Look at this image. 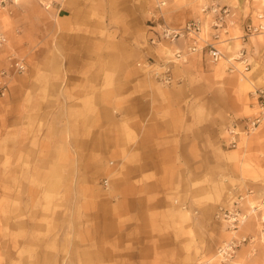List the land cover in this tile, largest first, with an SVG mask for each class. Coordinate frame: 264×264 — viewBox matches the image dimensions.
I'll use <instances>...</instances> for the list:
<instances>
[{"label":"rangeland","instance_id":"obj_1","mask_svg":"<svg viewBox=\"0 0 264 264\" xmlns=\"http://www.w3.org/2000/svg\"><path fill=\"white\" fill-rule=\"evenodd\" d=\"M42 1L0 9V73L8 74L0 95V264H217L219 248L243 235L250 239L227 264H264L257 229L233 231L217 217L239 195L241 211L248 198L264 202V123L238 146L225 144L232 122L259 111L264 31L243 26L264 22V0H78L64 16ZM212 4L234 14L220 23L231 28L226 60H169L151 41L163 22L202 24ZM233 55L238 70L226 62ZM144 75L147 103L134 100ZM143 104L170 137L184 134L186 149L168 165L140 166ZM54 120L62 130L56 161L15 150L22 125L26 135L33 127L46 138L47 160Z\"/></svg>","mask_w":264,"mask_h":264},{"label":"crops","instance_id":"obj_2","mask_svg":"<svg viewBox=\"0 0 264 264\" xmlns=\"http://www.w3.org/2000/svg\"><path fill=\"white\" fill-rule=\"evenodd\" d=\"M20 1H27V0H18L17 3H19ZM44 1L46 0H43L41 3H43ZM77 1L78 0H60V5L53 3L51 5V8L53 12L56 13L55 16H61V15L64 16V15H67L70 11H72V9H74ZM154 36H156V34H154ZM153 38L155 37H152V39ZM163 42L165 41H161V43L158 46L159 48L160 46L164 47L165 49L164 53L168 57V52L171 50L170 49L171 47L162 46L164 45ZM195 55L203 57L205 56V53L204 54L198 53ZM226 56H227V53H226ZM218 71L221 72L222 70L220 69ZM141 81L144 84L141 83L140 88H143V89L139 90V95L134 96V100L139 101L141 103L142 102L147 103L150 100L148 99V97L152 96V89H148V86H147V84L151 83V80L149 76H146L143 79H141ZM173 91L174 90L171 91L172 94L170 96L173 95ZM143 105L144 106L141 107L143 110L140 111L136 119V125L139 126V129L141 131L139 134L140 135L139 146H138V143H136L135 145V149H138L141 151L140 152V158H141L140 166L143 168L150 167L152 169L154 165H157L158 167L168 165L171 163V161H173L175 152L177 155L181 156L180 151L181 150L183 151L186 149L184 134L182 133L179 137H170L169 136L170 132H167V129H169V127L166 125H163L165 124L166 121L165 120L159 121V120L154 119V117L152 116V112H149L150 109H148V106L146 104H143ZM11 113H12V119H13L14 106H13ZM58 115H59L58 111L55 110L53 112V117L56 118L58 117ZM9 116L10 115L8 114V117ZM177 118H179V116ZM8 123H9V118H8ZM56 128H57V120H54V129L52 131H49L51 132L49 133V138H50L49 142L51 143L52 146L48 148V159L47 160H46V156L45 158L43 157L44 153H42V149H41V144H45V142H47L45 140L46 138L41 137V135L38 133L33 134V130H34L33 127L30 129L31 132L28 133V135H26L25 127L22 125L21 138L19 139L20 145L18 144L15 150L19 151L21 147V151L24 155H26V153L30 154L32 157V160L29 157V161H33V160L34 161H49V162L56 161V157L58 156L57 149L60 147L62 143V130L61 129L56 130ZM170 151H172L171 155H169ZM13 153H14V150H13ZM14 154H13L12 159H17V157H15ZM261 162L264 163V161H261ZM178 163L182 164L183 161L182 160L177 161L176 164ZM263 163H261V166ZM250 226H253L255 228L254 221H250L246 225L245 228L248 229L250 228ZM263 258H264V254H263Z\"/></svg>","mask_w":264,"mask_h":264},{"label":"built area","instance_id":"obj_3","mask_svg":"<svg viewBox=\"0 0 264 264\" xmlns=\"http://www.w3.org/2000/svg\"><path fill=\"white\" fill-rule=\"evenodd\" d=\"M15 2L14 0H0V8L3 9L8 3ZM58 4L60 5V0H46L42 3L45 8H51L52 4ZM204 10L211 11L212 13H215L216 19H219L222 15L227 14L228 8L223 6H218L216 4L210 5V7L204 8ZM215 19V20H216ZM201 22L199 19H192L180 26H176L172 29L169 28V26L163 22L162 23V29L159 31V38L165 37L168 39H177L180 38L181 35L187 34V33H193L195 35L196 31L199 30ZM215 27L217 28L218 23L215 22ZM257 30H264V27L259 24L258 26L255 25H248L247 31L249 33L255 32ZM158 33V32H156ZM193 35V36H194ZM218 35V34H217ZM6 41V38L3 34V32L0 29V46L4 44ZM190 49H195L194 46ZM198 49V46H197ZM199 51H201L203 54L209 55V59L211 61H218L220 53L218 50H216V46L212 44H204ZM182 52L175 53V56L177 59L182 58ZM12 65L16 71H21L24 69V63L22 61H14L12 62ZM7 77L8 74L5 73V70H2L0 73V95H4L7 92L8 89V83H7ZM256 94V100L257 105L259 107V111L257 114H254L252 116L243 117L239 121L232 122L229 126L227 131V137L225 140V144L228 147H235L237 146L239 136L241 131L245 133H249L252 131L255 127L260 125L261 123H264V91H255ZM237 197V196H236ZM242 199V197L239 195L238 198L233 202L232 207L220 209L218 212L217 217L221 220H223L229 228H231L233 231H237L240 225V221L242 217L244 216L243 212L238 208L239 200ZM264 203V202H263ZM259 215L262 217L264 216V210H259ZM261 225L262 228H264V219H261ZM250 239V236L243 235L239 238H232L230 241L223 244L219 250H218V258L220 259L217 264H227L232 257L234 256L235 251L241 246V244H245Z\"/></svg>","mask_w":264,"mask_h":264},{"label":"bare ground","instance_id":"obj_4","mask_svg":"<svg viewBox=\"0 0 264 264\" xmlns=\"http://www.w3.org/2000/svg\"><path fill=\"white\" fill-rule=\"evenodd\" d=\"M14 1L17 3L18 0H14ZM206 7L209 8L210 5H207ZM212 14L215 15V13H212L211 11H208L207 10L206 17L204 19V22H202V24L200 23L201 25L199 27V30L196 31L195 35L193 33L192 34L191 33H187V34L181 35L180 38L171 40V39H168V38H165V37L159 38L158 37L159 36V32H158V33H155L156 36L151 41L153 43L156 42L157 44H160L161 41H165V42L167 41L166 43H168L170 45L172 43H174L173 41H177V40H183V41H185L186 48H183V49L181 48L183 51L180 48H178V47L170 46L171 47L170 48L171 50L168 52L169 60H170V58H172V60H173L174 57H175L174 54L177 53V52H182V54L185 57L188 54H198V53H202L201 51H199V49L204 44H206V43L207 44H212V45L216 46V50H218L219 53H220V56H219V60L218 61L208 60V62H211L212 64H215V63H219V61L221 62L222 60H226L228 57L226 56V52L225 51H226L227 46H230L229 45V42H227V40H230V39L227 38V37L224 38L223 36H227L226 33L229 31L228 29H231V28L227 27L228 29L227 28L226 29L225 28H222L221 29L220 23L222 21H224L226 17H228L227 18V21H228L230 18H232V16H234V14L231 12L230 13L231 15L230 14H225V15H222L219 19H216V17L213 16ZM260 17H262V16H260ZM215 22L218 23L217 28H215V25H213V23L215 24ZM165 23L169 26L170 29L176 27V26H173L172 24L170 25V23H168V22H165ZM226 24L229 25L228 22H226ZM259 24H261L264 27V22H259ZM259 24L255 25V26H258ZM248 25H250V24H247V25L243 26V30L244 31L247 29V26ZM159 26H160V30H161L162 29V24H160ZM260 31H264V30H260ZM208 32L211 33V35L210 34L208 35ZM234 37H236V36H234ZM238 37H242V36H238ZM238 37H236V38H238ZM193 46H194L195 49H190L189 48V47L192 48ZM197 46H198V49H197ZM205 56H207V59H209V55L205 54ZM226 62L227 63H230L229 64L230 67H232L233 69L238 70V66H236L237 65V62L235 60L234 55H233V57H231ZM258 127H259V125L257 127H255L249 133H245V132H242L241 131L240 136H239V139H241L242 137H248V136H250L252 133H254V131ZM243 210L246 211V212L242 211L243 214H244V216L242 217L239 226H242L243 225V227H246V225L250 221H254V223H255V229H257V232L256 233H253V234L256 235L258 233V237L259 238H263L264 237V228H262L261 219H264V216L261 217L259 215V212H260L259 210H262V211L264 210V203H261V202L260 203H256V204L254 202L251 203L250 199L248 198L247 201H246V208H243ZM262 213H264V212H262ZM242 264H244V263H242Z\"/></svg>","mask_w":264,"mask_h":264}]
</instances>
